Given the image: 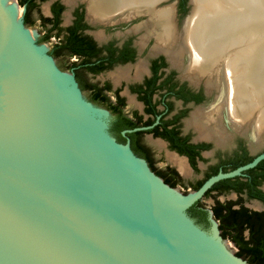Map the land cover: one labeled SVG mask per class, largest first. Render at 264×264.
<instances>
[{
  "label": "flooded vegetation",
  "instance_id": "1",
  "mask_svg": "<svg viewBox=\"0 0 264 264\" xmlns=\"http://www.w3.org/2000/svg\"><path fill=\"white\" fill-rule=\"evenodd\" d=\"M91 1L0 0V16L64 76L80 121L167 197H189L228 175L185 214L201 229L216 225L246 263L264 264V106L245 108L228 70L197 73L190 44L176 56L165 41L155 14L170 13L176 39L187 25L189 42L194 0H123L102 14L91 13Z\"/></svg>",
  "mask_w": 264,
  "mask_h": 264
},
{
  "label": "water",
  "instance_id": "2",
  "mask_svg": "<svg viewBox=\"0 0 264 264\" xmlns=\"http://www.w3.org/2000/svg\"><path fill=\"white\" fill-rule=\"evenodd\" d=\"M9 27L0 16V264H248L185 214L228 175L167 197L80 121L64 76Z\"/></svg>",
  "mask_w": 264,
  "mask_h": 264
},
{
  "label": "bare ground",
  "instance_id": "3",
  "mask_svg": "<svg viewBox=\"0 0 264 264\" xmlns=\"http://www.w3.org/2000/svg\"><path fill=\"white\" fill-rule=\"evenodd\" d=\"M121 1L123 0H92L90 4L91 13L98 7L101 14L103 12L108 13L112 7L117 6ZM150 1L152 0H147V2ZM194 4L193 13L195 17L191 24L190 43L187 40V25L184 27V29L186 28V36L180 35L176 39L172 36L170 13L163 10L164 12L161 11L163 14H155L158 19L154 23L161 24L165 41L172 43L174 41L177 46V50L175 49L176 56L182 55L185 52V47L190 49L191 46L192 51L190 49L187 53L189 58L193 60L194 69L197 73L211 70L218 65L217 73L222 78L226 76L228 70L234 81L238 82L237 85L235 84V94L245 108L257 101L264 106V0H194ZM19 42L61 86L53 74L50 62L41 59L29 49L26 43ZM170 42L169 44H171ZM66 94L70 96V93L66 92ZM177 163L180 170L186 173L185 162L178 161Z\"/></svg>",
  "mask_w": 264,
  "mask_h": 264
},
{
  "label": "trees",
  "instance_id": "4",
  "mask_svg": "<svg viewBox=\"0 0 264 264\" xmlns=\"http://www.w3.org/2000/svg\"><path fill=\"white\" fill-rule=\"evenodd\" d=\"M199 222H201V223H204V224H207V222H206V220H205V218H204V216L202 215H200V217H199ZM235 241V240H234ZM237 243V242H236ZM237 255L239 256V255H241L240 253H237ZM251 262H254V260L252 259L251 260Z\"/></svg>",
  "mask_w": 264,
  "mask_h": 264
},
{
  "label": "rangeland",
  "instance_id": "5",
  "mask_svg": "<svg viewBox=\"0 0 264 264\" xmlns=\"http://www.w3.org/2000/svg\"><path fill=\"white\" fill-rule=\"evenodd\" d=\"M37 28V27H36ZM31 29H34V28H31ZM41 47V46H40ZM60 64H64L63 62H60ZM199 177L202 176V175H198ZM210 201L209 200H206V203L208 204ZM210 229H212L213 227H209ZM229 244L230 242L228 240H226ZM232 245V244H230ZM233 246V245H232ZM234 247V246H233ZM235 248V247H234Z\"/></svg>",
  "mask_w": 264,
  "mask_h": 264
}]
</instances>
